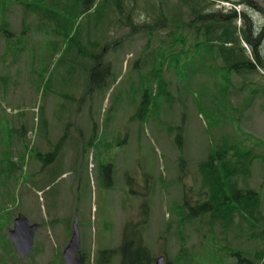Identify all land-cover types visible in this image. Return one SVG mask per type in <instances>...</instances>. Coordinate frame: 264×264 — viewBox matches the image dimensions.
I'll return each instance as SVG.
<instances>
[{"label":"rangeland","instance_id":"1","mask_svg":"<svg viewBox=\"0 0 264 264\" xmlns=\"http://www.w3.org/2000/svg\"><path fill=\"white\" fill-rule=\"evenodd\" d=\"M127 1L142 5L156 2ZM43 2L50 8L46 22L55 26L58 20L59 29H63L62 20H68L69 35L65 39L61 34L37 31L38 20L33 16L24 22L23 29V10L12 2L5 15L10 30L16 34L11 51L5 52L0 35V169L4 171L0 172V208H5L0 213L4 215L0 218V264H65L62 252L75 219L84 264H119L118 252L107 255L102 250L120 244L123 225L127 219L136 218L140 203L148 205L144 242L156 258L175 259L181 233L192 254L180 264H235L236 258L220 248L225 240L236 248L253 249L259 245V239L246 240V231L239 226L226 235L216 226L213 235L219 240H212L209 234L204 236L206 229L201 224H180L173 205L180 201L183 187H198V163L206 157L212 137L217 139L224 133L238 138L247 135L248 145L257 146V152L264 151L263 72L248 77L255 90L252 101L250 88L231 87V108H238L237 112L231 111L238 119L208 131L203 111L195 104L200 98L193 97L198 88L191 85L192 79L189 86L185 85L186 71L184 79L178 81L172 69L166 67L164 79L171 95L154 96L157 78L147 77V73L154 64L151 59L155 47L167 39V27L157 28L150 37L146 32L126 35V28L109 24L106 17L101 19V12L108 10L114 0L82 13L78 6L66 10L68 0ZM254 2L264 9V0ZM166 3L169 9L178 6V0ZM246 9L259 30L264 24V11ZM182 11L186 16L185 7ZM147 16L140 11L136 19L139 22ZM77 28L83 30L81 35ZM261 48L264 54V39ZM93 52L102 56V62L90 59ZM90 63L97 69V82H92L86 71ZM215 79L222 82L221 77ZM232 80L237 88L244 82L239 76ZM207 84L212 85L210 78ZM147 91L152 95L134 117ZM40 108L48 122L46 134L40 125L37 127ZM65 130L68 136L61 153L42 168L43 160L32 156L30 149L36 146L46 153L51 149L48 140L57 141ZM179 132L180 148L174 139ZM21 156L26 175L21 176L20 170L8 172L5 162ZM238 179L244 186L240 176ZM247 182L259 191L264 215L262 163L253 162ZM18 213L38 224L33 248L23 258L12 244H5Z\"/></svg>","mask_w":264,"mask_h":264},{"label":"trees","instance_id":"2","mask_svg":"<svg viewBox=\"0 0 264 264\" xmlns=\"http://www.w3.org/2000/svg\"><path fill=\"white\" fill-rule=\"evenodd\" d=\"M166 1L156 0L153 5H142L127 0H114L113 5L100 15L101 19L106 17L109 24L114 23L119 28H126V35L146 32L150 37L157 28L167 27L165 35L167 39L160 41V47H155V56L152 57L154 60L151 59L154 64L147 73V77L156 76L157 78L155 97L166 98L171 95L168 82L164 79L166 67L172 69L179 78L178 81L184 79L183 73L186 71L185 85L189 86L192 79L191 85L196 90L198 88V93H195L193 97L200 98L195 104L203 111L208 131L221 124L237 120L238 117L232 114L231 110L237 112L238 108H231L229 101L231 87L234 90L242 87L250 88L249 100L252 101L255 90L251 89L252 81L248 77L251 74L263 72L264 78V54L261 48L264 24L258 30L252 15L246 8L255 7L263 11L264 9L258 7L254 0H232L234 3L243 5L240 11L234 8L223 10L216 7L215 4L219 0H178L175 11V8H168ZM11 2L18 3L23 10V29L24 22L28 17L33 16L38 20L37 31L52 36L61 34L63 39L69 35L67 19L62 20L63 29H59L58 20H55V26L49 21L46 22L47 17H50V8L48 3L44 6L43 0H0V33L5 41V52L12 50L13 37L16 36L10 30L5 17ZM107 2L108 0H68L65 3V9L75 10L78 6L82 13L91 8L100 9L105 6L103 3L107 4ZM184 7L186 16L182 11ZM140 11H145L148 16L147 19L138 22L136 17ZM76 30L79 35L83 33V30L78 28ZM22 49V47L18 48L17 52ZM89 56L96 63L102 62V56L98 53L93 52ZM200 61L204 63L201 64ZM93 64L90 63L86 71L91 75V81L97 82L98 80L95 79L97 69ZM205 64L206 72H204ZM197 75L198 78H196ZM217 76L221 77L222 82L215 79ZM234 76L244 80L238 88L234 86L232 80ZM209 78L212 85L207 84ZM37 80L38 83L41 82L39 77ZM151 95L149 91L143 93L145 100H142L134 117L146 107V100ZM249 100L245 106L250 103ZM38 115L40 118L37 127L40 125L46 134L48 122L43 108H40ZM22 131L27 132L25 128ZM180 134L179 132L174 136L179 148L182 146ZM67 136L68 132L65 130L57 141L48 140L51 149L46 153L36 146L30 149L33 152L32 156L34 154L35 157L43 160L42 168L53 162L61 153ZM245 136L246 138H238L224 133L217 139L212 137L206 157L198 163V187L188 189L183 187L182 197L180 201L175 202L173 208L180 224L186 222L201 224L200 226L206 229L203 232L204 236L209 234V238L213 237L212 240L215 241L219 240L213 235L216 226H219L220 233L224 235L239 226L246 231L244 234L246 240L259 239V245L255 244L253 249L236 248L230 244L229 240H225V244L220 247L223 253L234 256L235 264H264V215L260 211V194L247 182L253 162L257 160L264 165V151L257 152V146L248 145L246 140L249 136ZM5 164L9 167L8 172L11 174L20 170L21 176L26 175L25 169L22 170L24 156L8 160ZM2 170L0 169V172L4 173ZM6 175L10 176L9 173ZM239 176L244 186L240 185ZM18 180L19 178L15 179V181ZM139 208L136 218L125 221L120 244L116 248L102 250V253L107 255L118 252L119 264H155L156 262V254L144 242L148 205L140 203ZM3 212L5 208H0V213ZM2 217L4 215H0V218ZM167 230L166 227L164 231L167 232ZM6 243L11 244L9 237L6 238ZM190 254L192 253L188 252L185 235L181 233L175 259L165 258L163 264L183 263L184 258L189 257ZM81 258L84 260L82 253Z\"/></svg>","mask_w":264,"mask_h":264},{"label":"water","instance_id":"3","mask_svg":"<svg viewBox=\"0 0 264 264\" xmlns=\"http://www.w3.org/2000/svg\"><path fill=\"white\" fill-rule=\"evenodd\" d=\"M37 228V223L30 224L28 219L22 214L18 213L13 220V226L9 229L8 234L12 244L18 254L23 257L32 248L33 235ZM73 231L71 237L63 250V257L65 264H82L77 251L79 249V231L77 229V220L73 222ZM163 256L157 258L155 264H162Z\"/></svg>","mask_w":264,"mask_h":264},{"label":"built area","instance_id":"4","mask_svg":"<svg viewBox=\"0 0 264 264\" xmlns=\"http://www.w3.org/2000/svg\"><path fill=\"white\" fill-rule=\"evenodd\" d=\"M225 5H226V6H228V7H230V6H231V4H230V3H227V2L225 3Z\"/></svg>","mask_w":264,"mask_h":264},{"label":"bare ground","instance_id":"5","mask_svg":"<svg viewBox=\"0 0 264 264\" xmlns=\"http://www.w3.org/2000/svg\"><path fill=\"white\" fill-rule=\"evenodd\" d=\"M231 170V169H230Z\"/></svg>","mask_w":264,"mask_h":264}]
</instances>
